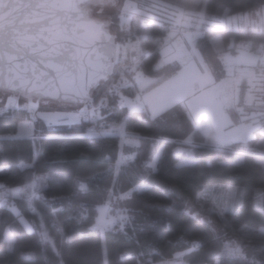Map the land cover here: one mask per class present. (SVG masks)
Returning a JSON list of instances; mask_svg holds the SVG:
<instances>
[{
    "label": "trees",
    "instance_id": "trees-1",
    "mask_svg": "<svg viewBox=\"0 0 264 264\" xmlns=\"http://www.w3.org/2000/svg\"><path fill=\"white\" fill-rule=\"evenodd\" d=\"M131 1L130 20L121 17L127 12L117 14L111 30L112 22L106 18L120 41L124 71L99 81L90 102L75 105L86 116L46 124L36 118V110L32 115L21 105L0 109V187L22 186L41 172L45 179L31 196L9 197L17 211L0 204V264H264L263 161L253 152L233 160L237 142L224 146L204 142L202 131L179 101L154 116L143 108L127 111L118 102L120 93L131 95L138 89L134 69L151 76L147 86L175 70L177 63L155 66L159 47L174 32L171 28H192L195 20L186 15L180 26H174L157 12L166 2L181 5L191 0ZM260 4L264 0H205L203 15L208 18L221 6L231 14ZM204 31L197 45L216 72L219 52L208 39L214 30ZM263 36L264 31L244 27L224 29L221 38L225 44L240 40L252 49ZM261 84L264 95V74ZM228 112L238 119L233 106ZM28 117L39 123L36 131L18 134V121ZM120 121L123 131L137 136V144L118 143L119 133L111 130ZM91 126L97 132L88 131ZM177 144L190 146L193 160L178 162L181 154L173 153ZM121 152L131 157L119 164ZM211 185L213 191L205 190ZM226 186L240 188L230 207L224 206L220 192ZM111 197L120 201L121 210L102 240L93 225L97 206Z\"/></svg>",
    "mask_w": 264,
    "mask_h": 264
},
{
    "label": "rangeland",
    "instance_id": "rangeland-1",
    "mask_svg": "<svg viewBox=\"0 0 264 264\" xmlns=\"http://www.w3.org/2000/svg\"><path fill=\"white\" fill-rule=\"evenodd\" d=\"M191 1L193 3H181V5L166 2L157 10L160 18L174 26H180L185 21L186 15L195 19L192 28L181 30L176 28L173 33H168L159 47L155 66L177 63L175 70L160 82L147 86L152 80L151 76L134 69L132 76L138 89L131 95L120 93L118 102L124 105L127 111L143 108L149 115L154 116L179 101L189 112L194 125L202 131L204 142L221 146L237 142L236 147L233 148V160H239L245 152H253L264 163V95L261 84L264 74V36L252 49L242 46L245 42H239L240 40L234 43L230 39L225 44L226 42L221 38L224 29L248 27L264 31V4L231 14L228 13L226 6H221L207 18L203 15L205 0ZM199 1L201 5L195 7V2ZM89 8L91 16L109 19L112 22L110 28L113 30L117 14L127 12L121 14V17L130 20L129 14L134 5L131 0H112L107 5H89ZM204 29L214 30L208 32V39L213 50L219 52L216 56L219 60V65L215 68L216 72L209 68L197 45L198 37L205 33ZM132 43L129 42L130 47ZM119 55L117 59L115 58L114 75L120 74L125 68ZM242 84L244 90L241 92ZM240 93L242 99L238 101V98H241ZM8 104L9 107L15 105L26 107L27 110H31L32 115L36 110V118L46 124L68 123L81 118L79 116L81 110L74 104L75 107L58 108L66 104L55 101L43 102L35 98L26 100L19 95L3 91L0 93V109L3 110ZM243 105H250L252 108L245 109ZM230 106L238 112L237 120L229 114ZM37 123H34L32 117L21 119L17 123V133L32 135L36 131ZM111 131L119 133L118 143L121 145L133 146L138 142L134 133L122 130L121 121ZM173 153L181 154L178 162L193 160L192 149L188 145H175ZM129 157H131L130 153L121 152L117 163H124ZM35 177L22 186L0 187V204L9 205L10 196H31L37 188L45 184L44 173H37ZM220 188V192L225 197L224 206H232L239 197L240 188L233 186ZM205 190L213 191V186H208ZM119 202L111 197L97 206V216L93 226L99 231L102 240L104 231L119 217L121 210ZM9 208L14 212L17 211L14 205H9ZM19 220L28 230L31 228L21 216ZM6 238L10 243L11 233Z\"/></svg>",
    "mask_w": 264,
    "mask_h": 264
},
{
    "label": "water",
    "instance_id": "water-1",
    "mask_svg": "<svg viewBox=\"0 0 264 264\" xmlns=\"http://www.w3.org/2000/svg\"><path fill=\"white\" fill-rule=\"evenodd\" d=\"M102 1L0 0V90L26 100L90 102L116 57L109 20L90 14L89 5Z\"/></svg>",
    "mask_w": 264,
    "mask_h": 264
},
{
    "label": "built area",
    "instance_id": "built-area-1",
    "mask_svg": "<svg viewBox=\"0 0 264 264\" xmlns=\"http://www.w3.org/2000/svg\"><path fill=\"white\" fill-rule=\"evenodd\" d=\"M170 30L175 31V30H176V27H173V28H171ZM132 48H133V49L135 48L134 43H133V47H132ZM122 52H123V50L121 49L120 42H117V41H116V57H115V58L117 59V55H118V54L121 55ZM120 55H119V56H120ZM119 59H120V57H119ZM115 61H116V60H115ZM115 64H116V63H114V66H113L112 72H114ZM115 71H116V69H115ZM30 111H31V110H30ZM30 111L28 110L29 114H32V112H30ZM79 116H80V117H84V116H86V112H85L84 110H81ZM87 129H88V131H90V132H94V131H96V127H94V126L88 127ZM96 132H97V131H96Z\"/></svg>",
    "mask_w": 264,
    "mask_h": 264
}]
</instances>
